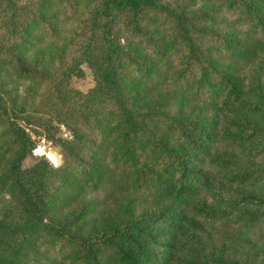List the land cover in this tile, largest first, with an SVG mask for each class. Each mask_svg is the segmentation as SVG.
Returning <instances> with one entry per match:
<instances>
[{"label":"trees","instance_id":"16d2710c","mask_svg":"<svg viewBox=\"0 0 264 264\" xmlns=\"http://www.w3.org/2000/svg\"><path fill=\"white\" fill-rule=\"evenodd\" d=\"M3 1L8 38L15 39L34 16L31 4ZM214 1L217 5L195 12L190 9L195 0H94L48 70L21 63L0 39V55L15 74L42 83L35 108L45 107L39 118H17L0 94V120L9 140L0 148V198L6 213L0 219V264H38L43 245L51 252L47 264H156L152 248L169 252L174 246L157 242L153 228L161 227L174 239L187 227L201 228L196 219L209 210L194 198L212 191L217 181L210 171L195 167L204 163L222 170L229 165L213 164L219 155L211 149L216 134L207 110L227 107L236 113L248 105L244 96L253 82L240 77L244 64L256 60L255 76L264 75V0ZM219 8L241 31L207 28L215 24ZM119 16L126 36L142 47V59L114 35ZM151 22L157 23L150 28ZM155 25L166 33L158 34ZM205 34L218 51L202 45ZM126 59L136 76L131 93L120 68ZM81 65L93 79L85 92L69 84L72 76L83 74ZM201 102L205 108L194 113ZM25 128L58 148L59 165L45 155L22 165L34 147ZM83 189L103 201L124 193L133 197L123 198L121 216L85 219L82 210L69 209ZM135 200L163 205L141 217L132 213ZM256 202L262 205L264 197ZM87 225L92 230L83 233L81 226ZM192 244L188 239L167 264H234L204 258Z\"/></svg>","mask_w":264,"mask_h":264},{"label":"rangeland","instance_id":"374dc122","mask_svg":"<svg viewBox=\"0 0 264 264\" xmlns=\"http://www.w3.org/2000/svg\"><path fill=\"white\" fill-rule=\"evenodd\" d=\"M10 1H14L17 5H22L25 2L30 3L34 16L21 25L22 31L18 37L9 39L5 25L9 16L5 2L2 0L0 2V39L7 41L6 46H9V50L19 58L21 63L37 70H48L53 67L76 32L78 22L94 2V0ZM206 1L209 3L195 0L190 9L199 12V9L207 8L209 5H217L214 0ZM216 14L215 24L207 26V28L217 33L230 32L231 29L241 31L240 24H232L231 15L224 9L219 8ZM34 17L41 19L35 21ZM16 21L19 22L20 19L17 17ZM152 23L157 22H151L150 28H152ZM121 25L119 16L113 27L114 35L125 43L130 53H137V59H142L144 54L142 47L126 36ZM154 27H157L158 34L166 33L163 27L159 25ZM209 39L211 37L205 34L201 39L202 45L209 47L214 52L218 51L217 43ZM258 66L256 60L253 59L241 66L239 72L246 84L253 82L249 93L244 96L248 104L244 109H240L236 113H232L227 107L220 110H207L206 115L213 119V131L216 134L213 137L214 143L211 149L212 151L216 150L219 155L213 164L221 165L224 161H229V165L222 170L207 167L204 163H199L195 167V169L210 171L217 181L212 191L199 192L198 196L194 198L195 202L203 201L209 212L199 215L196 219L201 223V228L194 230L192 227H187L182 234L178 233L175 239L161 227L153 228L152 231H157L154 236L157 242L174 246V249L169 252L164 251L162 246H154L152 255L156 264H167L168 258L175 259L176 252L185 248L188 239L193 241L192 248L197 249L204 258L234 264H264V203L258 205L256 202L264 197V75L258 74L261 80L255 76V72L257 74L259 69ZM80 68L83 74L72 76L69 84L75 89L85 92L93 86V79L85 65H81ZM120 68L126 91L131 93V87L136 79L133 66L126 59ZM41 88L42 83L39 81L18 77L8 58L0 55V94L9 104L7 111L12 116L15 115L21 119L41 117L45 107L40 105L39 109L35 108ZM175 96L180 97L178 93ZM189 97L194 96L191 93ZM175 103L176 100L173 98V102L170 104L172 108L173 105L175 107ZM199 108L200 110L205 108V104L198 103L193 109L194 113ZM200 110L199 113H203ZM19 124L21 125L22 122ZM4 127L5 123L0 120V148L9 141L3 134ZM25 130L34 142V147L31 155H27L23 159V166H29L35 156H42V151L46 152L52 165L61 163V155L58 153L57 147L51 145L43 135L34 130L30 128H25ZM61 131H64V135H68L66 127H61ZM225 133L230 137H225ZM69 172L72 175L75 174L72 168ZM61 191H63L62 194L65 193L63 187ZM80 193L81 196L69 209L82 210L83 214L80 217L85 219L91 216L99 218V215L102 217L106 214L113 219L117 215L121 216L125 201L123 198L133 197L131 194L124 193L111 200L103 201L100 197L90 195L86 189L81 190ZM4 197L7 198L6 195ZM252 198L255 200H251ZM146 202H136V200L131 202L132 213L135 215L141 212V217H147L148 213L158 211L163 205L157 204L154 207L153 204H146ZM143 203L145 204L143 205ZM2 204L3 200L0 198V219L6 217V213L2 214ZM124 222L126 221L124 220L122 223ZM157 226L160 225L157 224ZM81 230L86 233L91 232L92 229L90 225H87L81 226ZM39 249L44 252L41 254L42 258L38 264H47L50 260L48 257L51 255L50 250L47 253L44 245Z\"/></svg>","mask_w":264,"mask_h":264},{"label":"water","instance_id":"95a60500","mask_svg":"<svg viewBox=\"0 0 264 264\" xmlns=\"http://www.w3.org/2000/svg\"><path fill=\"white\" fill-rule=\"evenodd\" d=\"M42 154L46 156V152L42 151ZM46 158H47V156H46Z\"/></svg>","mask_w":264,"mask_h":264}]
</instances>
